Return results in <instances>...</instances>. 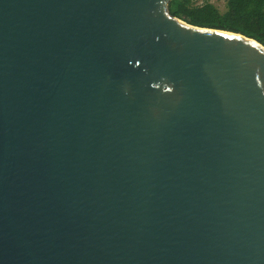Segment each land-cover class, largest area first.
<instances>
[{
  "label": "water",
  "instance_id": "1",
  "mask_svg": "<svg viewBox=\"0 0 264 264\" xmlns=\"http://www.w3.org/2000/svg\"><path fill=\"white\" fill-rule=\"evenodd\" d=\"M172 0H0V264H264V44Z\"/></svg>",
  "mask_w": 264,
  "mask_h": 264
},
{
  "label": "trees",
  "instance_id": "2",
  "mask_svg": "<svg viewBox=\"0 0 264 264\" xmlns=\"http://www.w3.org/2000/svg\"><path fill=\"white\" fill-rule=\"evenodd\" d=\"M170 10L190 24L239 32L264 44V0H227L224 10L208 1L172 0Z\"/></svg>",
  "mask_w": 264,
  "mask_h": 264
},
{
  "label": "built area",
  "instance_id": "3",
  "mask_svg": "<svg viewBox=\"0 0 264 264\" xmlns=\"http://www.w3.org/2000/svg\"><path fill=\"white\" fill-rule=\"evenodd\" d=\"M197 1H198L199 4L204 3V1L212 2L213 4L217 5L218 8H221L222 7V5H221V3H222L223 6H224L222 8H224V9H225V6L227 4V0H197Z\"/></svg>",
  "mask_w": 264,
  "mask_h": 264
},
{
  "label": "rangeland",
  "instance_id": "4",
  "mask_svg": "<svg viewBox=\"0 0 264 264\" xmlns=\"http://www.w3.org/2000/svg\"><path fill=\"white\" fill-rule=\"evenodd\" d=\"M221 5H222V7H224L222 3H221ZM222 7L220 8L221 10H223V9H224V8H222Z\"/></svg>",
  "mask_w": 264,
  "mask_h": 264
}]
</instances>
